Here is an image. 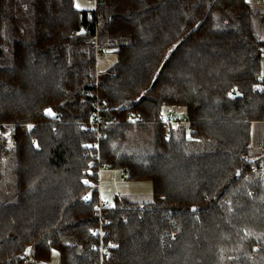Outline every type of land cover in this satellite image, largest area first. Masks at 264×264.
Returning <instances> with one entry per match:
<instances>
[{"label":"trees","instance_id":"1","mask_svg":"<svg viewBox=\"0 0 264 264\" xmlns=\"http://www.w3.org/2000/svg\"><path fill=\"white\" fill-rule=\"evenodd\" d=\"M96 40L117 53L103 72ZM96 100L119 121L100 141ZM170 109L190 137L158 121ZM258 121L260 1L0 0V264L54 251L59 264H101V223L108 264H264ZM224 159L236 162L225 175ZM103 164L151 182V197L117 194L100 211Z\"/></svg>","mask_w":264,"mask_h":264},{"label":"rangeland","instance_id":"2","mask_svg":"<svg viewBox=\"0 0 264 264\" xmlns=\"http://www.w3.org/2000/svg\"><path fill=\"white\" fill-rule=\"evenodd\" d=\"M264 6V0H257ZM103 50V49H101ZM117 59V53L114 50H104V54L100 55L97 59L98 72L105 71L108 66H111ZM179 110V109H178ZM182 114V111H178ZM264 152V121L254 122L252 124L251 147L250 154ZM264 155V153H263ZM232 160L224 159L221 161V171L229 173L235 167ZM122 169L111 168L103 166L100 170V196L104 199L107 198L111 202L115 195H127L137 201H146L152 195V184L149 181H129L123 180L121 175ZM33 264H59V253L54 251L52 259L49 262H36Z\"/></svg>","mask_w":264,"mask_h":264},{"label":"built area","instance_id":"3","mask_svg":"<svg viewBox=\"0 0 264 264\" xmlns=\"http://www.w3.org/2000/svg\"><path fill=\"white\" fill-rule=\"evenodd\" d=\"M97 6V5H96ZM101 19H102V16L100 14H98L96 16V20H95V23H94V27H95V30L98 31V28L100 26V23H101ZM95 48H96V56H97V59L100 55H103L104 54V50H101L99 48V45H98V42L96 40L95 42ZM95 105L97 106V109H98V113H97V116L94 118L93 120V124L96 125V130L98 131V136H99V141L100 140H104L106 139V133L102 132L101 131V128L104 126V125H108V124H111V123H118V119L115 117V116H101L100 113H99V105H100V100H96L95 101ZM142 115L140 114H132L130 115L129 117V122L131 123H135V122H140L142 120ZM158 121L162 124H172L173 126H181V125H185L186 128H187V133H188V136L190 137L192 132H193V125L190 121V119L186 116V115H181L180 117L173 111V110H168L167 112L163 113ZM103 166H106L108 167L107 165L103 164L101 167ZM101 167L99 169V172L101 170ZM127 177V173L124 171L121 175V178L122 179H126ZM90 197L87 196L84 201L86 203H89L90 202ZM110 205V201L109 199L107 198H103L101 196H99V202H98V208L99 210L101 211L103 208L107 207ZM94 235L96 236V238L98 239V243L96 244V247L97 249H99V252L101 254L100 258H101V264H108V263H105L104 262V257H107L108 254H109V245L106 244L105 242V237H106V232L105 230L103 229V224L101 223L99 225L98 228H96L94 231ZM34 263V260L32 259V257L26 253L24 254L23 258H22V261L20 264H33Z\"/></svg>","mask_w":264,"mask_h":264},{"label":"crops","instance_id":"4","mask_svg":"<svg viewBox=\"0 0 264 264\" xmlns=\"http://www.w3.org/2000/svg\"><path fill=\"white\" fill-rule=\"evenodd\" d=\"M97 0H75V6L77 9L80 10H93L96 8ZM117 60V59H116ZM114 61L113 63H115ZM110 66H108L109 68ZM182 111V114H184L185 110L182 108L180 109Z\"/></svg>","mask_w":264,"mask_h":264},{"label":"water","instance_id":"5","mask_svg":"<svg viewBox=\"0 0 264 264\" xmlns=\"http://www.w3.org/2000/svg\"><path fill=\"white\" fill-rule=\"evenodd\" d=\"M79 34H86V30L84 28H82L80 31H79Z\"/></svg>","mask_w":264,"mask_h":264}]
</instances>
